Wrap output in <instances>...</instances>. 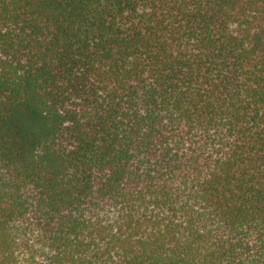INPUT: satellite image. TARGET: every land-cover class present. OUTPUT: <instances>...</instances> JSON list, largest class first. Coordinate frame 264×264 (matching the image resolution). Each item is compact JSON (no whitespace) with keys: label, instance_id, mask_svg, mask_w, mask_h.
I'll return each mask as SVG.
<instances>
[{"label":"trees","instance_id":"16d2710c","mask_svg":"<svg viewBox=\"0 0 264 264\" xmlns=\"http://www.w3.org/2000/svg\"><path fill=\"white\" fill-rule=\"evenodd\" d=\"M0 264H264V0H0Z\"/></svg>","mask_w":264,"mask_h":264}]
</instances>
